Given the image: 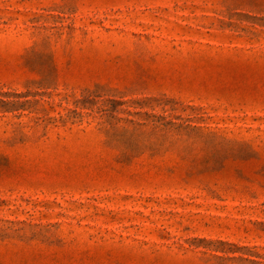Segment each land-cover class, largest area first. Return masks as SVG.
<instances>
[{
  "label": "rangeland",
  "instance_id": "obj_1",
  "mask_svg": "<svg viewBox=\"0 0 264 264\" xmlns=\"http://www.w3.org/2000/svg\"><path fill=\"white\" fill-rule=\"evenodd\" d=\"M0 264H264V0H0Z\"/></svg>",
  "mask_w": 264,
  "mask_h": 264
}]
</instances>
